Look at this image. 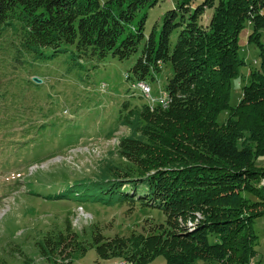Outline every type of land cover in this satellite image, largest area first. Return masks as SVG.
Returning a JSON list of instances; mask_svg holds the SVG:
<instances>
[{
	"label": "trees",
	"instance_id": "obj_1",
	"mask_svg": "<svg viewBox=\"0 0 264 264\" xmlns=\"http://www.w3.org/2000/svg\"><path fill=\"white\" fill-rule=\"evenodd\" d=\"M159 1L0 0V34H9L16 56L46 57L50 50L48 57L69 53L76 64L123 61L140 50L126 76L133 84L172 67L164 106L122 103L119 123L130 135L115 148L119 164L51 197L155 208L165 223L146 221L141 231L113 237L94 226L87 243L66 219L37 243L44 264H74L91 246L98 259L124 264L158 257L166 264H248L257 254L253 226L264 216V165L257 163L264 157V0H172L159 29L146 34L147 10ZM246 26L261 63L231 106L230 81L245 65L238 37Z\"/></svg>",
	"mask_w": 264,
	"mask_h": 264
},
{
	"label": "rangeland",
	"instance_id": "obj_2",
	"mask_svg": "<svg viewBox=\"0 0 264 264\" xmlns=\"http://www.w3.org/2000/svg\"><path fill=\"white\" fill-rule=\"evenodd\" d=\"M172 6V0H160L147 10L146 34L153 27L159 29L162 15ZM250 31L246 26L238 37L239 57L245 65L230 81L231 106L238 103L249 72L261 63L259 47L247 41ZM8 36L0 34V264H25L24 258L44 264L37 243L48 230L63 229L66 219L87 243L92 241L94 226L105 237H113L127 236L133 229L141 231L148 227L146 221L164 224V214L155 208L128 211L126 205L80 204L72 197H51L65 193L75 183L98 179L107 164H119L112 148L118 146L119 138L130 135L129 129L119 123L122 103L148 105L151 97L149 101L155 99L156 105H161L171 65H164L154 80L147 82L151 89L147 97V92L131 88L134 80L126 79L140 50L123 61L111 57L104 61L81 59L75 61L76 65L69 53L48 57L50 50H45L46 57L16 56L15 45L6 40ZM260 42L264 43V30ZM263 161L261 157L257 163ZM262 184L264 187V179ZM253 227L257 254L248 264H264V216L258 217ZM17 250L21 254L14 252ZM74 264L123 261L100 260L91 246ZM149 264L166 262L158 257Z\"/></svg>",
	"mask_w": 264,
	"mask_h": 264
},
{
	"label": "bare ground",
	"instance_id": "obj_3",
	"mask_svg": "<svg viewBox=\"0 0 264 264\" xmlns=\"http://www.w3.org/2000/svg\"><path fill=\"white\" fill-rule=\"evenodd\" d=\"M139 84H142V85H146L147 86V88L146 89H144V88H139V87H136V88H138L137 90H139L140 92H143V93H145V92H147V93H145L146 95H147V97L149 96V94H150V86L148 85V84H146V83H137L136 82V84L134 83H132V85L131 86H137V85H139ZM144 87V86H143ZM142 94V93H141ZM142 96H143V94H142ZM144 97V96H143ZM151 98V97H150ZM149 98V99H150ZM147 99V98H146ZM148 99V100H149ZM149 102H151V101H149ZM165 104V103H164ZM119 141V140H118ZM119 145V144H118ZM117 147V146H116ZM263 185V184H262ZM81 209V211H83V209L82 208H80ZM84 212V211H83ZM124 264V263H123Z\"/></svg>",
	"mask_w": 264,
	"mask_h": 264
},
{
	"label": "built area",
	"instance_id": "obj_4",
	"mask_svg": "<svg viewBox=\"0 0 264 264\" xmlns=\"http://www.w3.org/2000/svg\"><path fill=\"white\" fill-rule=\"evenodd\" d=\"M136 87H143L142 84H139L137 86H131L132 89H136ZM144 88V87H143ZM162 105L164 106V103H167V98H164L162 101H160Z\"/></svg>",
	"mask_w": 264,
	"mask_h": 264
},
{
	"label": "water",
	"instance_id": "obj_5",
	"mask_svg": "<svg viewBox=\"0 0 264 264\" xmlns=\"http://www.w3.org/2000/svg\"><path fill=\"white\" fill-rule=\"evenodd\" d=\"M33 81H34V82H37V81H38V79H37V78H33Z\"/></svg>",
	"mask_w": 264,
	"mask_h": 264
},
{
	"label": "crops",
	"instance_id": "obj_6",
	"mask_svg": "<svg viewBox=\"0 0 264 264\" xmlns=\"http://www.w3.org/2000/svg\"><path fill=\"white\" fill-rule=\"evenodd\" d=\"M260 165H264V161L260 163Z\"/></svg>",
	"mask_w": 264,
	"mask_h": 264
}]
</instances>
